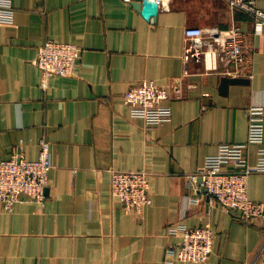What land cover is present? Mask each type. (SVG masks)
I'll use <instances>...</instances> for the list:
<instances>
[{"label":"crops","instance_id":"1","mask_svg":"<svg viewBox=\"0 0 264 264\" xmlns=\"http://www.w3.org/2000/svg\"><path fill=\"white\" fill-rule=\"evenodd\" d=\"M11 3L12 20L0 19V159L14 149L35 159L46 138L52 167L43 203L0 202V264H255L264 217L245 221L198 182L206 157L245 142L248 109L264 105V27L254 33L251 13L228 0H163L150 18L131 0ZM233 25L253 47L252 75L224 89L222 62L208 69L210 59L188 56L185 29ZM48 38L82 51L73 74L53 75L43 89L35 59ZM148 79L172 91L171 119L156 125L133 116L123 98ZM246 154L256 163L258 145ZM112 168L150 173L152 202L141 214L111 194ZM248 194L264 201V171L250 176ZM179 223L213 228L205 261L167 253L179 242L168 228Z\"/></svg>","mask_w":264,"mask_h":264},{"label":"built area","instance_id":"2","mask_svg":"<svg viewBox=\"0 0 264 264\" xmlns=\"http://www.w3.org/2000/svg\"><path fill=\"white\" fill-rule=\"evenodd\" d=\"M159 4L163 0H156ZM231 7L243 9L253 16L254 33L264 27V8L254 0H228ZM11 0H0V19L11 21ZM190 38L187 55L203 56L211 62L208 69L217 67L220 60L222 73L228 77L252 75L253 47L247 43L248 34L240 26L185 29ZM82 48L73 42L46 39L38 47L35 63L40 70V86L46 89L53 75H71L78 63ZM178 92V89L175 90ZM131 114L141 117L145 125H156L171 119V106L166 100L172 91L153 79L131 85L123 94ZM258 145V160L251 163L246 154L249 144ZM52 167L50 141L42 138L38 157L29 159L24 151L14 149L10 156L0 159V202L7 209L25 199L43 203L47 198L49 172ZM264 171V105L248 109V138L240 143H223L217 154L206 157L198 174L209 200L240 213L245 221L264 217V201L252 199L248 194L250 176ZM149 172L145 169H110L111 194L120 199L128 212L141 214L152 202ZM200 198H196L198 201ZM168 233L179 238L176 247L167 253L184 261H205L211 254L215 232L207 225L191 227L185 223L169 226ZM169 263V260L166 261ZM255 264H264V252Z\"/></svg>","mask_w":264,"mask_h":264},{"label":"water","instance_id":"3","mask_svg":"<svg viewBox=\"0 0 264 264\" xmlns=\"http://www.w3.org/2000/svg\"><path fill=\"white\" fill-rule=\"evenodd\" d=\"M131 3L145 18L156 17L160 9V4L156 0H131ZM244 81L245 79L242 77L224 76L222 78V87L226 89L229 83H240ZM198 182H201L200 176Z\"/></svg>","mask_w":264,"mask_h":264}]
</instances>
